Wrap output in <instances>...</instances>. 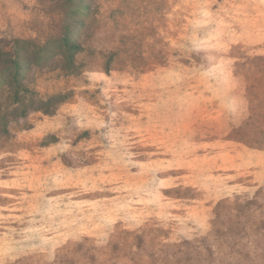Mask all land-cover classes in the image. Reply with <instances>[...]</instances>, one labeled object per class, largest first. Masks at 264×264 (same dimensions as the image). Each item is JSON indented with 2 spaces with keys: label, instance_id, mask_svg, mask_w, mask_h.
Returning <instances> with one entry per match:
<instances>
[{
  "label": "rangeland",
  "instance_id": "obj_1",
  "mask_svg": "<svg viewBox=\"0 0 264 264\" xmlns=\"http://www.w3.org/2000/svg\"><path fill=\"white\" fill-rule=\"evenodd\" d=\"M53 114L0 135V264H264V0H93ZM0 0V44L62 31Z\"/></svg>",
  "mask_w": 264,
  "mask_h": 264
},
{
  "label": "trees",
  "instance_id": "obj_2",
  "mask_svg": "<svg viewBox=\"0 0 264 264\" xmlns=\"http://www.w3.org/2000/svg\"><path fill=\"white\" fill-rule=\"evenodd\" d=\"M93 0H62L64 17L58 38L43 43L16 38L10 47L0 44V135L9 133L8 124L32 111L53 114L68 95L55 93L41 97L28 86L33 69L59 68L67 74H78L76 61L89 36Z\"/></svg>",
  "mask_w": 264,
  "mask_h": 264
}]
</instances>
